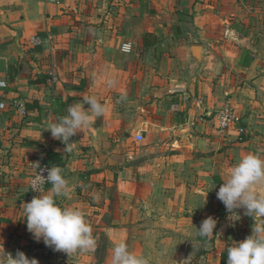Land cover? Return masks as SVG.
<instances>
[{"label":"crops","instance_id":"crops-1","mask_svg":"<svg viewBox=\"0 0 264 264\" xmlns=\"http://www.w3.org/2000/svg\"><path fill=\"white\" fill-rule=\"evenodd\" d=\"M0 80L5 252L36 257L43 242L23 213L36 159L63 169L59 202L82 209L111 252L124 240L169 264H220L251 234L253 218L230 220L216 192L240 157L264 155V0H0ZM85 96L103 115L66 145L54 139L50 125ZM224 108L241 136L218 129ZM208 216L217 225L201 237Z\"/></svg>","mask_w":264,"mask_h":264},{"label":"clouds","instance_id":"clouds-1","mask_svg":"<svg viewBox=\"0 0 264 264\" xmlns=\"http://www.w3.org/2000/svg\"><path fill=\"white\" fill-rule=\"evenodd\" d=\"M104 111V106L95 97L85 96L81 102L69 106L67 115L60 117L48 129L54 139L66 145L92 123L93 117H101ZM36 167L39 171L30 185L36 195L23 204L27 231L34 240H42L53 251L67 255L77 251H94L96 239L85 219V212L59 202L60 197L67 196L69 189V182L62 174L63 169L57 165L47 169L39 168L38 164ZM45 171L46 176L43 174ZM222 181L216 196L225 205L229 219L235 220L230 214L243 209L244 214L254 220L251 234L243 240L233 241L228 247L226 264H264V192L258 191L259 186H264V155L246 153L230 168ZM45 183L51 185L47 191L43 188ZM216 225V219L208 216L197 228L198 235H213ZM0 264H39V261L35 257L29 258L20 250L15 255L5 252L3 239L0 238ZM110 264H150V260L142 253L130 251L126 241L121 240L112 248Z\"/></svg>","mask_w":264,"mask_h":264},{"label":"rangeland","instance_id":"rangeland-1","mask_svg":"<svg viewBox=\"0 0 264 264\" xmlns=\"http://www.w3.org/2000/svg\"><path fill=\"white\" fill-rule=\"evenodd\" d=\"M39 246L40 250L35 257L39 264H110L111 260L110 244L105 238L97 243L94 251H77L69 255L61 251H53L52 248L45 246L43 242H40ZM29 252L30 250L26 254L28 257L30 256ZM149 253L148 258L154 264L170 263L167 258L155 254L154 251Z\"/></svg>","mask_w":264,"mask_h":264},{"label":"built area","instance_id":"built-area-1","mask_svg":"<svg viewBox=\"0 0 264 264\" xmlns=\"http://www.w3.org/2000/svg\"><path fill=\"white\" fill-rule=\"evenodd\" d=\"M41 41H42L41 38H39L38 36H32L30 38V43H32L34 46L40 45ZM121 51L125 52V53L130 52L131 51L130 42L123 43L121 46ZM0 82H2V84H0V91H1L3 88L7 87V82L4 80H0ZM232 126L236 127L239 135L241 136V134L243 133L241 117L235 111L228 109V108H224V109H221L220 111H218V113H217V127H218V129L224 130V129H227V128L232 127ZM136 139L142 140V135L140 133H137ZM36 164H38L39 168H43V169H47V168L51 167L50 164L44 163L40 159H36L31 163L32 171H31V174H30L29 180H28L29 191L32 194L31 198L34 195H36V193L31 191V188H30L32 181L35 179V177L39 171V169H37V167H36ZM43 174L46 176L47 172L45 171ZM46 184L47 183H45L43 185L44 189H45Z\"/></svg>","mask_w":264,"mask_h":264},{"label":"trees","instance_id":"trees-1","mask_svg":"<svg viewBox=\"0 0 264 264\" xmlns=\"http://www.w3.org/2000/svg\"><path fill=\"white\" fill-rule=\"evenodd\" d=\"M59 164H62V162H59ZM226 262H227V249L224 252H222L220 257V264H226Z\"/></svg>","mask_w":264,"mask_h":264}]
</instances>
